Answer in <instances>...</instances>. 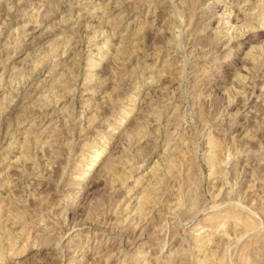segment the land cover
<instances>
[{"label":"rangeland","instance_id":"374dc122","mask_svg":"<svg viewBox=\"0 0 264 264\" xmlns=\"http://www.w3.org/2000/svg\"><path fill=\"white\" fill-rule=\"evenodd\" d=\"M129 3L0 0V264H264L263 0Z\"/></svg>","mask_w":264,"mask_h":264},{"label":"bare ground","instance_id":"6f19581e","mask_svg":"<svg viewBox=\"0 0 264 264\" xmlns=\"http://www.w3.org/2000/svg\"><path fill=\"white\" fill-rule=\"evenodd\" d=\"M129 1L131 2V0H124V2L126 3V4H124L125 6L123 7V11L125 12H123L122 13V17L123 18H128V14L127 13H129V12H133L134 13V11H133V9L131 8L130 9V6H128V4L130 5V3H129ZM141 1V0H140ZM122 2H123V0H122ZM139 2V1H138ZM246 2V1H245ZM249 2V0H247V3ZM117 3V2H116ZM153 3V2H152ZM263 3H264V0H263ZM246 4V3H245ZM123 5V4H122ZM117 6V5H116ZM116 8V7H115ZM123 14H124V16H123ZM227 14L228 13H226V15H221L220 17L222 18L221 20H225V22H224V24L223 25H225V26H229L228 28H227V31L225 32V34H224V39L226 38V37H228V36H230V34H231V32L233 31V30H235L236 29V27H235V24H231V21H230V19H231V14H230V16H227ZM238 17H236V18H234V19H236V21L238 20V21H241L242 22V20L241 19H237ZM243 18L244 19H247L248 17L245 15V16H243ZM110 19V18H109ZM264 19V18H263ZM113 20V19H112ZM115 20V19H114ZM119 20V19H118ZM135 20H137L138 21V24H139V20H140V17H139V15L138 16H136V18H135ZM116 21H117V19H116ZM122 21V20H121ZM124 21V20H123ZM237 21V22H238ZM108 22H109V20H108ZM237 22H235V23H237ZM133 23H135L134 21H131V22H129V24H128V28L127 29H135V30H137L138 29V27H137V25H135V24H133ZM264 24V23H263ZM242 25H247V26H252L254 29H256V27H254V24L253 23H248L247 21H245V22H242ZM135 27V28H134ZM231 28H232V30H231ZM252 29V28H251ZM261 29V28H260ZM24 30V29H23ZM108 30V29H107ZM139 30V29H138ZM226 30V29H225ZM236 31V30H235ZM105 32V31H104ZM136 33H137V31L136 32H134V36H136ZM102 34V33H101ZM110 36V35H109ZM131 37H130V35L129 36H127L126 37V39L128 40V39H130ZM235 38V37H234ZM230 39H232V36H230ZM70 40V39H69ZM3 43V42H2ZM89 44V43H88ZM70 45V44H69ZM210 55V54H209ZM60 58V57H59ZM60 65V64H59ZM164 65H166V64H164ZM179 65V64H178ZM90 67V66H89ZM54 72V70L53 69H51V70H49L48 71V73L50 74V75H53V78H54V81H52L53 83H55L56 82V84L55 85H53V86H51V92H50V97H52L51 99H50V97L49 98H47V96H46V99H47V102H45L44 100H43V96H40L39 98H40V100L42 99V101H44V105H45V107H43V108H36L35 106H32V105H22L21 107H19V109L21 110V112H23V113H25V115L27 116H24V117H26V118H28L29 120V122H31V121H33V123L31 124V126H30V128H33V127H37V122H39V123H41V122H44V121H46V119H48V118H51L52 117V120H53V118L55 119V117L56 116H58L60 113H66V114H68V113H70V110H69V108H71V111L74 109V107L73 106H66V105H64V108H65V111H63V112H60V110H58V107H57V105L59 104V103H61L62 104V102H61V100H62V98L63 99H66V98H64V97H66V95L68 96V94H71V91L70 90H68V89H66L67 87H68V85H66L67 83L66 82H64V74L62 75L63 76V79H62V81L60 80V79H57V77L56 76H54V74L55 73H53ZM66 75V74H65ZM88 81V80H87ZM89 83V82H88ZM50 87V86H49ZM73 90V89H72ZM49 94V93H48ZM17 97H15L14 98V100L16 99ZM28 98V96L26 97V95H25V97H24V99H27ZM68 98V97H67ZM49 99V100H48ZM66 101V100H65ZM64 102V101H63ZM38 104V103H37ZM74 104V103H73ZM5 106V105H4ZM83 109V108H82ZM4 110V109H3ZM32 114V115H28V114ZM71 114V113H70ZM35 116H37V117H35ZM82 118V117H81ZM221 124V123H220ZM169 125V124H168ZM46 129H48V128H46ZM67 129V128H66ZM27 130V129H26ZM42 132V131H41ZM44 132V131H43ZM45 133V132H44ZM174 133V132H173ZM26 136V135H25ZM169 137V136H168ZM26 138V137H25ZM28 138V139H27ZM26 138V141H24V145H29V144H32V142H30V139H32V138H34V136L32 137V138H30V137H27ZM29 140V141H28ZM168 141H169V139H168ZM108 143V142H107ZM24 148V147H23ZM97 148V147H96ZM30 152V151H29ZM22 153H28V152H26L25 150H23L22 151ZM103 153H104V151H101V152H98V151H94L93 153H91L92 154V156L89 158V160H87V165L85 166V168H84V171L82 172L83 174V177H88L89 176V173L90 172H92L93 170H94V167H96V165H97V163H102V170L99 172V177H100V179H106L109 175H111V174H113V172H114V169L116 168L115 166V163H113V160H112V158H108V159H106V160H104V158H103ZM167 153V152H166ZM170 153V152H169ZM172 153V152H171ZM171 153H170V155H171ZM57 154V153H56ZM169 155V156H170ZM21 156V155H20ZM25 157H30L29 155L27 156V155H24ZM163 156V155H162ZM56 157V156H55ZM31 158V157H30ZM36 158H38V157H36ZM41 158V157H40ZM29 159V158H28ZM58 159V158H57ZM101 159H103L104 161H101ZM34 160V159H33ZM21 161V160H20ZM28 161V160H27ZM36 161H38V160H36ZM213 161V160H212ZM215 161V160H214ZM16 162H19V161H16ZM14 163L15 162H13V163H11V165L9 166V167H11V168H14L16 165H14ZM32 163H34V162H32ZM157 163V162H156ZM46 165V164H45ZM217 166V165H216ZM40 167V166H39ZM34 168V167H33ZM117 169V168H116ZM36 170V169H35ZM12 172V171H11ZM7 173V172H6ZM81 175V176H82ZM112 177V176H111ZM157 178V177H156ZM114 180V179H113ZM151 180V179H150ZM149 180V181H150ZM157 184V183H156ZM161 184V183H160ZM150 187V186H149ZM28 189V188H27ZM245 192V191H244ZM143 194V193H142ZM200 194V193H199ZM12 195V194H11ZM32 195V194H31ZM165 195V194H164ZM148 196V195H147ZM145 197V196H144ZM143 197V198H144ZM28 198V197H27ZM150 199V196H148V197H146L145 198V202H148V200ZM153 199V198H152ZM5 200V199H4ZM3 200V201H4ZM2 201V200H1ZM1 202L0 204H1V206L3 205V203L4 202ZM152 201H154V200H152ZM140 202H142V201H140ZM143 203V202H142ZM9 205L10 204H12V203H8ZM144 204V203H143ZM6 205V204H5ZM13 205V204H12ZM147 205V204H146ZM0 206V210H2V208L3 207H1ZM142 206V205H141ZM148 206V205H147ZM6 207H7V205H6ZM8 208V207H7ZM144 208V207H143ZM151 210V209H150ZM158 216V215H157ZM231 216V215H230ZM197 218V217H196ZM48 219V218H47ZM141 219V218H140ZM226 219V218H225ZM232 219V218H231ZM42 220V219H41ZM234 220V219H233ZM64 221V220H63ZM53 222V221H52ZM242 222V221H241ZM240 222V223H241ZM223 224H224V221L222 222ZM218 224V223H217ZM222 224V225H223ZM247 224V223H246ZM225 225V224H224ZM223 225V226H224ZM251 225V224H250ZM217 226V225H216ZM7 227V226H6ZM222 228V227H221ZM238 228V227H237ZM3 229V228H2ZM4 229H6V228H4ZM253 229V228H252ZM46 230V229H45ZM44 230V231H45ZM207 230V229H206ZM215 230V229H214ZM221 230V229H220ZM1 231V230H0ZM8 230H5L4 231V233H5V235L7 236H4V237H6L5 239H7V240H12V237H9L10 235L8 234H6V232H7ZM52 231V230H51ZM119 231V230H118ZM209 231H211L210 229H209ZM213 231V230H212ZM54 232V231H53ZM106 232V231H105ZM122 232V231H121ZM197 232V231H196ZM204 232H205V230H204ZM216 232V231H215ZM142 233V232H141ZM191 233V232H190ZM207 233V232H206ZM211 233V232H210ZM217 233H219V232H217ZM229 233V232H228ZM52 234V233H51ZM120 234V233H119ZM213 234V232L211 233V235ZM225 234V233H224ZM143 235V234H142ZM197 235H200V233L199 234H197ZM197 235H195L196 237L194 238V240H195V242H198V244H200V249H202L201 247H203V246H205L206 247V245H208V241L206 240V241H202L201 242V240L199 239V236H197ZM210 235V234H209ZM214 235V234H213ZM139 236H141V235H139ZM202 237V236H201ZM207 237V236H206ZM222 237V236H221ZM226 237V236H225ZM1 238H3V237H1ZM212 238V237H211ZM217 238V237H216ZM4 239V238H3ZM114 238H112V240H113ZM217 240V239H216ZM4 241V240H3ZM6 241V240H5ZM58 241V240H57ZM165 241V240H164ZM214 241V240H213ZM59 242V241H58ZM1 243V242H0ZM11 243V242H10ZM13 243V242H12ZM9 244V246L11 247V249H12V245L13 244ZM212 244V243H211ZM211 244H209V245H211ZM160 245V244H159ZM197 245V244H196ZM199 246V245H198ZM213 247V246H212ZM204 248V247H203ZM10 249V250H11ZM209 249V248H208ZM0 251H1V247H0ZM209 251V250H208ZM23 251H21V250H18V252L16 251V253H15V256L12 258V260L15 258H17L21 253H22ZM210 252V251H209ZM109 254V253H108ZM209 254V253H208ZM207 254V255H208ZM206 255V254H205ZM204 255V256H205ZM210 255V254H209ZM213 255V254H212ZM3 256H4V254H3ZM204 258V257H203ZM206 258V257H205ZM223 258V257H222ZM221 258V261H220V264H224V262L222 261V260H224L225 258H223L222 259ZM250 258V257H249ZM3 259V262L4 261H6V255H5V257L4 258H2ZM94 259V258H93ZM200 259V258H199ZM218 259V258H217ZM204 260V259H203ZM214 262V261H213ZM249 262V261H248ZM124 263V262H123ZM126 263V262H125ZM124 263V264H125ZM199 263V262H198ZM215 264V263H214ZM219 264V263H218ZM251 264V263H250Z\"/></svg>","mask_w":264,"mask_h":264}]
</instances>
